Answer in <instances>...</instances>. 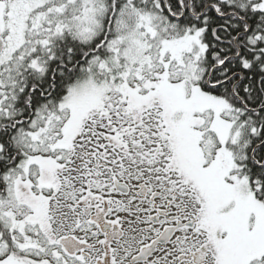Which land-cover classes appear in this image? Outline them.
<instances>
[{
    "label": "snow or ice",
    "instance_id": "snow-or-ice-1",
    "mask_svg": "<svg viewBox=\"0 0 264 264\" xmlns=\"http://www.w3.org/2000/svg\"><path fill=\"white\" fill-rule=\"evenodd\" d=\"M0 264H264V0H0Z\"/></svg>",
    "mask_w": 264,
    "mask_h": 264
}]
</instances>
